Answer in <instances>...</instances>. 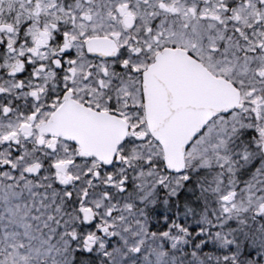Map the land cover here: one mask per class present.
<instances>
[{"label":"snow or ice","instance_id":"6c2138e0","mask_svg":"<svg viewBox=\"0 0 264 264\" xmlns=\"http://www.w3.org/2000/svg\"><path fill=\"white\" fill-rule=\"evenodd\" d=\"M0 264H264V0H0Z\"/></svg>","mask_w":264,"mask_h":264}]
</instances>
